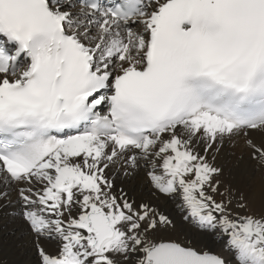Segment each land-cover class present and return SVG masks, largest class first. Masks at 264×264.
Here are the masks:
<instances>
[{
  "label": "snow or ice",
  "instance_id": "6c2138e0",
  "mask_svg": "<svg viewBox=\"0 0 264 264\" xmlns=\"http://www.w3.org/2000/svg\"><path fill=\"white\" fill-rule=\"evenodd\" d=\"M0 264H264V0H0Z\"/></svg>",
  "mask_w": 264,
  "mask_h": 264
},
{
  "label": "bare ground",
  "instance_id": "6f19581e",
  "mask_svg": "<svg viewBox=\"0 0 264 264\" xmlns=\"http://www.w3.org/2000/svg\"><path fill=\"white\" fill-rule=\"evenodd\" d=\"M4 239H7V237H4Z\"/></svg>",
  "mask_w": 264,
  "mask_h": 264
}]
</instances>
